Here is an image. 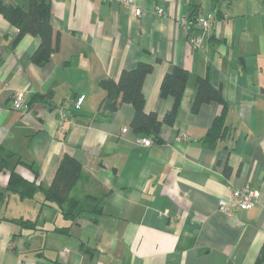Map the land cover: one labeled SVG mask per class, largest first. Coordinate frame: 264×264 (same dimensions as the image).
Instances as JSON below:
<instances>
[{
  "label": "crops",
  "instance_id": "1",
  "mask_svg": "<svg viewBox=\"0 0 264 264\" xmlns=\"http://www.w3.org/2000/svg\"><path fill=\"white\" fill-rule=\"evenodd\" d=\"M135 1L140 17L103 0H52L58 50L42 65L32 61L40 38L14 46L18 29L0 14V146L35 165L37 179L25 166L17 172L41 188L33 199L0 196V264H255L264 246V0ZM194 12L209 17L207 33L191 23ZM192 36L203 38L202 48ZM140 63L154 66L143 92L146 112L160 119L173 105L160 95L165 75L174 67L191 74L175 124L151 146L138 142L131 104L99 113L100 82ZM197 78L228 105L230 132L215 148L203 140L222 107L212 101L194 111ZM18 92L25 111L13 107ZM65 105L70 121L60 124ZM66 154L83 168L74 221L43 193ZM8 181L0 171V191ZM246 186L260 192L254 207L222 213L219 200ZM63 228L69 233L56 232Z\"/></svg>",
  "mask_w": 264,
  "mask_h": 264
},
{
  "label": "trees",
  "instance_id": "2",
  "mask_svg": "<svg viewBox=\"0 0 264 264\" xmlns=\"http://www.w3.org/2000/svg\"><path fill=\"white\" fill-rule=\"evenodd\" d=\"M221 0H216L219 4ZM0 14L15 28L18 34L13 40V45L26 35L40 38V45L32 57L34 64L47 63L51 56L58 50V42L54 44V31L52 27V0H27L24 6H13L5 0H0ZM193 16H196L194 12ZM199 17H193L191 23L197 24ZM191 26L194 27V26ZM193 31V30H192ZM154 66L140 63L132 70L122 71L118 80L105 79L100 82V87L106 92L99 110L100 114L113 115L118 111L120 104H131L135 110L131 127L140 138L147 137L153 143H161L160 132L163 126H173L176 122L178 109L181 105L184 92L190 79V72L183 68L174 67L168 72L162 82L160 95L163 99H172V108L166 112L162 119L155 112H146V97L143 92L144 81L152 73ZM196 94L193 103L197 111L204 103L212 101L221 105V111L215 118L212 127L204 137V144L215 148L216 143L229 134L226 124L228 105L224 101L220 90L216 89L207 78L196 79ZM43 99V96H38ZM30 169L36 179L40 173L33 163H27L16 153L0 146V171L9 172V181L4 194H16L21 199H33L41 189L37 182H29L17 172L18 166ZM83 172L82 165L71 155L66 154L55 174L53 182L48 189H44L46 204L57 207L66 220L74 221L79 214L80 199L75 198L72 192L78 184ZM101 213L102 210H99ZM22 228L36 229V223L31 220H12ZM58 234H68L69 228L56 230ZM255 264H264V246L262 247Z\"/></svg>",
  "mask_w": 264,
  "mask_h": 264
},
{
  "label": "built area",
  "instance_id": "3",
  "mask_svg": "<svg viewBox=\"0 0 264 264\" xmlns=\"http://www.w3.org/2000/svg\"><path fill=\"white\" fill-rule=\"evenodd\" d=\"M106 3L118 4L124 8L131 9L134 16L140 17L143 13V10L140 6L136 4L135 0H103ZM199 30L204 33H207L211 29V23L209 17H200L197 22ZM190 42L195 48L203 47V38L201 36H192ZM86 100V95H79L75 101L70 105L74 110H80ZM13 107L17 111H25L28 108L27 98L23 92H18L14 97ZM67 106L59 107L60 114V124L69 122L68 114L65 112ZM68 108V107H67ZM124 132L127 129L123 130ZM144 146H151L153 141L150 138L143 137L138 141ZM260 197V192L254 190L249 186H246L242 189H235L232 191L231 195L227 199H220L218 202L219 210L226 214L231 215L237 210H249L254 207L258 202Z\"/></svg>",
  "mask_w": 264,
  "mask_h": 264
}]
</instances>
